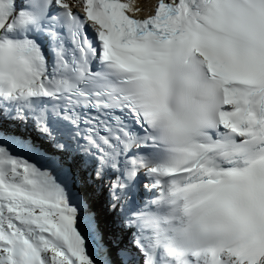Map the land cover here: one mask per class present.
Wrapping results in <instances>:
<instances>
[{
  "label": "snow or ice",
  "instance_id": "6c2138e0",
  "mask_svg": "<svg viewBox=\"0 0 264 264\" xmlns=\"http://www.w3.org/2000/svg\"><path fill=\"white\" fill-rule=\"evenodd\" d=\"M144 10L0 0V264H264V0Z\"/></svg>",
  "mask_w": 264,
  "mask_h": 264
},
{
  "label": "bare ground",
  "instance_id": "6f19581e",
  "mask_svg": "<svg viewBox=\"0 0 264 264\" xmlns=\"http://www.w3.org/2000/svg\"><path fill=\"white\" fill-rule=\"evenodd\" d=\"M20 154L23 157L24 153L21 152ZM37 166H40V165L37 164ZM105 203H106V200H105V196H104L103 191H101L99 194H97V195L94 196V198H93V205L99 211L100 218H101L102 223H104V221H105V218L102 215V207L104 206Z\"/></svg>",
  "mask_w": 264,
  "mask_h": 264
}]
</instances>
